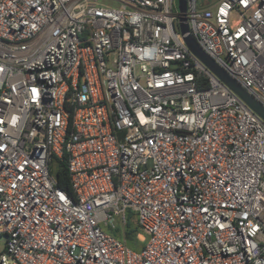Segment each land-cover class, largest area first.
<instances>
[{"label": "built area", "instance_id": "2783aa9c", "mask_svg": "<svg viewBox=\"0 0 264 264\" xmlns=\"http://www.w3.org/2000/svg\"><path fill=\"white\" fill-rule=\"evenodd\" d=\"M182 15L264 107V0H0V264H264V120Z\"/></svg>", "mask_w": 264, "mask_h": 264}, {"label": "water", "instance_id": "95a60500", "mask_svg": "<svg viewBox=\"0 0 264 264\" xmlns=\"http://www.w3.org/2000/svg\"><path fill=\"white\" fill-rule=\"evenodd\" d=\"M178 6L182 14L186 9V0H178ZM184 16L180 18V33L182 38L190 49L203 63L207 65L228 87H230L251 109L264 120V107L249 95L233 78H231L225 70L218 66L196 43L190 34L187 24L184 22Z\"/></svg>", "mask_w": 264, "mask_h": 264}, {"label": "trees", "instance_id": "16d2710c", "mask_svg": "<svg viewBox=\"0 0 264 264\" xmlns=\"http://www.w3.org/2000/svg\"><path fill=\"white\" fill-rule=\"evenodd\" d=\"M53 174L57 183V186L63 189L68 195L73 197V192L70 186L69 172L67 169L66 159L57 160L53 167ZM131 215H129L130 217ZM131 220L129 219L122 228H116L111 233L118 236L126 246L131 249L139 250L144 242L139 241L136 236L138 233H143L138 225L132 226ZM140 245L138 246V244Z\"/></svg>", "mask_w": 264, "mask_h": 264}, {"label": "rangeland", "instance_id": "374dc122", "mask_svg": "<svg viewBox=\"0 0 264 264\" xmlns=\"http://www.w3.org/2000/svg\"><path fill=\"white\" fill-rule=\"evenodd\" d=\"M216 2H217V0H199V4L201 6H213ZM130 220H131L132 226L137 225L134 218H132ZM113 222L117 228H122V226L120 224H117V222L115 220ZM107 231L111 232L112 230H107ZM136 238L140 242L142 241V237H139L138 234H137ZM5 244H6V234H0V254L5 251ZM139 245H140V243L138 244V246Z\"/></svg>", "mask_w": 264, "mask_h": 264}]
</instances>
